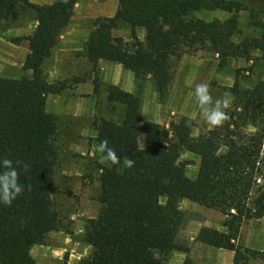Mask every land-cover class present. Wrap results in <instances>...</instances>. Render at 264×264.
I'll return each mask as SVG.
<instances>
[{
	"label": "trees",
	"instance_id": "1",
	"mask_svg": "<svg viewBox=\"0 0 264 264\" xmlns=\"http://www.w3.org/2000/svg\"><path fill=\"white\" fill-rule=\"evenodd\" d=\"M105 1V0H99ZM113 17L98 18L87 42V57L124 64L136 78L152 76L159 90L169 80L172 58L209 47L221 65L232 59L264 61V22L253 20L259 36H243L238 13L242 6L226 0H116ZM79 0L38 5L30 0H0V19H10L19 7L31 9L38 22L29 42L21 79L0 77V157L20 161L24 193L11 207L0 205V264H37L31 251L60 229V212L52 196L58 166L54 133L57 118L47 109L50 95H62L68 81L49 83L44 64L59 44ZM222 10L226 20L206 21L190 15ZM146 30L145 44L135 47L113 31L119 23ZM77 83L86 81L75 78ZM95 92L99 85L94 81ZM108 101L124 106L121 122L96 121L98 142L107 140L120 162L101 179L97 201L101 211L87 221L85 241L93 255L80 264H165L174 252H187L178 241L186 223L180 209L187 199L221 212L227 232L204 227L197 241L235 252L234 264L250 258L264 260V252L243 250L235 244L246 220L264 218V82L250 90L238 83L230 88L233 107L222 127L194 136L196 123L181 117L170 130L157 123H141L142 100L118 86L107 89ZM262 124L256 133L245 125ZM145 147L140 146V134ZM182 150L200 158L196 179L179 165ZM132 159V167L127 160ZM23 163L28 170H23ZM30 186L31 190H28ZM189 264V260L186 261Z\"/></svg>",
	"mask_w": 264,
	"mask_h": 264
},
{
	"label": "crops",
	"instance_id": "2",
	"mask_svg": "<svg viewBox=\"0 0 264 264\" xmlns=\"http://www.w3.org/2000/svg\"><path fill=\"white\" fill-rule=\"evenodd\" d=\"M30 1L38 5H52L61 0H50L47 3L37 0ZM112 1L118 4L116 0ZM80 4V2L76 4L73 18L61 34L59 44L54 49L52 56L44 64L45 77L49 83L81 75L94 67L88 57L81 70H79L77 62L63 64L54 59V54L59 48L67 54H73L80 50L77 36L81 30L72 27ZM83 16L84 18L91 17L90 13H85ZM110 16L112 15L106 14V18ZM37 25L38 22L30 35L34 33ZM15 34L22 36L24 33L22 30H15ZM0 42L5 41L0 38ZM29 42L26 40V44L22 47L0 43V45L2 44L0 46V77L22 78V76H13L20 73L19 69H24L29 54ZM97 66L101 70V74L109 71L112 85L135 94L136 77L132 71L124 67V64L101 60ZM31 74V71H25V76H31ZM67 91H71L69 84L65 92ZM65 92L62 95H50L47 100V109L57 118L58 122V128L54 133V136L58 137L56 148L59 155L54 176V193L61 223L58 231L47 235L45 244L33 247L31 254L38 264L61 260L62 256H66L68 253L71 264L81 263L82 260L93 255L94 249L84 240L86 225L88 220L97 218L100 214L101 205L97 201V197L101 190V179L111 166L110 161L104 159L103 154L97 150L99 142L95 123L96 111H94L97 95L94 93V85L87 79L73 87L74 96L65 95ZM82 93H85L87 97L81 98ZM51 104L56 106V111L50 110ZM169 109L171 111H152V116L149 118H146L144 111L141 110V120L143 119V121L140 124L145 122L161 124L169 114L194 118L189 111H176L172 106ZM214 212L216 213H206L203 217L190 219L187 222L178 235V241L185 245L188 251L172 253L171 264H186L188 260L189 264H234V251L215 248L197 241V236L204 227L221 232L228 231L224 226L226 217L221 212ZM79 239L84 242L81 247ZM235 244L243 250L264 252V218L244 221ZM247 264H264V260L250 258Z\"/></svg>",
	"mask_w": 264,
	"mask_h": 264
},
{
	"label": "rangeland",
	"instance_id": "3",
	"mask_svg": "<svg viewBox=\"0 0 264 264\" xmlns=\"http://www.w3.org/2000/svg\"><path fill=\"white\" fill-rule=\"evenodd\" d=\"M37 1L43 3L50 2V0ZM226 1L234 4L238 3L242 6V10L238 13V17L240 19V27L243 30V36H259L261 32L252 25V21L258 20L264 22V0ZM79 2L81 4L78 6V15L75 16L72 27L81 30V33L77 36L80 50L73 54H67L66 52H62L59 48L54 54V59L59 60L63 64H68L70 62L73 64L77 62L79 70H81V68H84L87 58V42L97 19L106 18V14H111L112 16L110 17H113L119 6L112 0H79ZM106 9H108L107 12H105ZM85 13H90L91 17L84 18L83 14ZM230 16L231 14L222 10H201L193 12L190 18L212 21L214 19L226 20ZM35 18V13L31 9L19 7L10 19H0V38L5 41L0 43H8L7 45L14 44L21 47L24 46L26 40H30L32 36L30 33L37 22ZM15 30H22L24 34L18 36L15 34ZM113 34L115 37L124 38L135 47H138L142 43L145 44L147 35L144 28H136L133 30L128 24L123 22L119 23L118 27L113 31ZM0 46H2V44ZM19 70L20 73H17V75L13 77L25 76L24 69ZM100 71L98 66H94L81 75L66 79L71 87V91L65 92V95H75L73 93V87L77 84L75 78L89 79L94 85V93L97 95L94 106V111H96L95 123L103 118L117 123L121 122L124 116V106L119 103H111L108 101L107 89L109 86H112L110 83V73L108 71L105 74H101ZM168 73L169 80L164 85L162 91L157 87L154 77L149 75L139 79L136 78L134 92L141 97V110L144 111L146 118L152 116V111H171V109H169L170 106L174 107L176 111H189V113L194 116L192 120L197 124L193 130V134L194 136H198L214 128H210L201 115V111L194 96L195 86L200 83L208 84L213 100L224 98L225 93L230 94L227 97L230 102L228 109H230L234 104V97L230 93V88L238 83V86L245 91L252 89L260 82H264V61L254 62L239 58L232 59L222 66L218 55L211 51L209 47H206L198 48L191 52H185L180 56L172 58ZM95 80L99 85L97 93L95 92ZM80 97L85 98L87 95L82 93ZM50 110L56 111V106L51 104ZM181 117L182 116L178 114L175 116L169 114L168 118L158 125L166 131L170 130L172 124L177 122ZM142 121L143 119L141 122ZM261 126L262 124L256 127L251 123H247L244 130L249 133H256L260 130L259 128ZM262 133L264 134V129ZM53 140L55 146L58 145L57 135L53 137ZM140 146H145V135L143 133L140 134ZM179 165L184 168L189 178L196 179L200 167V158L186 150H182ZM55 195L54 193L52 199L57 207ZM180 209L186 215V223L184 226H186L190 219L203 217L206 213H216L214 211H218L206 208L187 199L181 200ZM64 225L65 223L63 226ZM79 241L80 247L83 246V240L79 239ZM183 246L186 247L185 245ZM171 255L172 254L164 258L165 264H171ZM48 264H71L69 253L66 256H62L61 260H52L48 262ZM74 264L80 263L76 262Z\"/></svg>",
	"mask_w": 264,
	"mask_h": 264
},
{
	"label": "clouds",
	"instance_id": "4",
	"mask_svg": "<svg viewBox=\"0 0 264 264\" xmlns=\"http://www.w3.org/2000/svg\"><path fill=\"white\" fill-rule=\"evenodd\" d=\"M230 94L225 93L224 98L213 97L209 90V85L200 83L195 86L194 96L197 105L201 111V115L210 128L222 127L226 121L229 120V114L226 111L229 108ZM97 150L103 154V158L111 161L113 164L120 162L115 149L109 147L108 141L101 140L97 145ZM134 161L127 160V166L132 167ZM21 166L20 161H13L6 157H0V205L11 207L13 202L20 197L25 191V185L19 180L18 168ZM23 170H28V164L23 163ZM28 190L31 188L28 186Z\"/></svg>",
	"mask_w": 264,
	"mask_h": 264
}]
</instances>
